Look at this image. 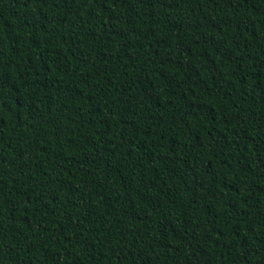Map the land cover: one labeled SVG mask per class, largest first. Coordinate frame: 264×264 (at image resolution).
<instances>
[{
    "label": "trees",
    "instance_id": "obj_1",
    "mask_svg": "<svg viewBox=\"0 0 264 264\" xmlns=\"http://www.w3.org/2000/svg\"><path fill=\"white\" fill-rule=\"evenodd\" d=\"M0 264H264V0H0Z\"/></svg>",
    "mask_w": 264,
    "mask_h": 264
}]
</instances>
